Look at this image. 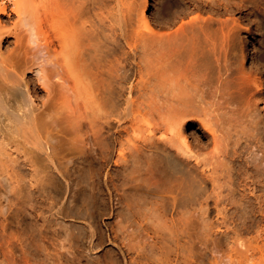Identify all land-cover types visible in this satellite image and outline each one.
<instances>
[{
	"label": "bare ground",
	"instance_id": "bare-ground-1",
	"mask_svg": "<svg viewBox=\"0 0 264 264\" xmlns=\"http://www.w3.org/2000/svg\"><path fill=\"white\" fill-rule=\"evenodd\" d=\"M124 3L0 0V164L18 169L13 149L23 152L37 181L59 169L61 140L92 143L100 197L104 187L113 194L112 172H123L117 216L192 205L204 214L213 200L221 222L242 219L226 224L231 260L264 264L263 81L241 69L233 82L245 103L206 100L197 76L216 70L213 52L219 86L228 79L229 39L188 38V25L171 30L166 20L156 30L148 0L134 24Z\"/></svg>",
	"mask_w": 264,
	"mask_h": 264
},
{
	"label": "rangeland",
	"instance_id": "rangeland-1",
	"mask_svg": "<svg viewBox=\"0 0 264 264\" xmlns=\"http://www.w3.org/2000/svg\"><path fill=\"white\" fill-rule=\"evenodd\" d=\"M148 1L146 14L156 30L166 20L172 22L171 30L188 25V38L218 44L229 39L227 60L221 61L228 68V79L221 85L225 88L219 86L221 63L213 52L210 61L216 70L197 76L206 100L228 98L232 103H245V95L236 94L233 82L243 69L263 81L257 95L263 103L264 0ZM122 2L123 10L135 16L134 24H143L145 0ZM164 6L170 13L166 18L162 16ZM236 24L239 27L233 30ZM189 136L193 138L192 133ZM57 146L59 169L42 170L37 181L23 163V152L13 149L14 156H20L18 169L0 164V264H235L228 245L233 233L226 235V226L240 225V217L221 222L211 199L204 214L194 212L192 205L175 214L117 216L118 208L125 205L119 207V196L127 187L122 170L112 172L113 194L104 187L100 197L92 143L81 150L63 139ZM5 156L1 155L9 158Z\"/></svg>",
	"mask_w": 264,
	"mask_h": 264
}]
</instances>
